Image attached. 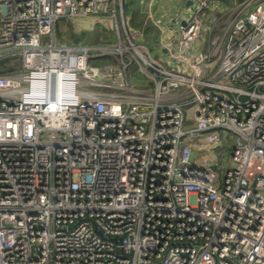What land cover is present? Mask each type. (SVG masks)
<instances>
[{"label": "built area", "instance_id": "built-area-1", "mask_svg": "<svg viewBox=\"0 0 264 264\" xmlns=\"http://www.w3.org/2000/svg\"><path fill=\"white\" fill-rule=\"evenodd\" d=\"M169 1L0 0V264H264V0Z\"/></svg>", "mask_w": 264, "mask_h": 264}, {"label": "rangeland", "instance_id": "rangeland-1", "mask_svg": "<svg viewBox=\"0 0 264 264\" xmlns=\"http://www.w3.org/2000/svg\"><path fill=\"white\" fill-rule=\"evenodd\" d=\"M125 1V0H123ZM131 1V0H130ZM136 1V0H135ZM168 8L175 10V15H177L178 11H182L188 14V9L184 6L177 5L175 0H171L168 3ZM165 6L163 7L162 16L165 17ZM124 15L126 17V24L128 27H132V35L136 31L140 29L141 22H143V12L138 9L130 8V5H124ZM140 17L141 22L137 23V18ZM183 17V16H182ZM114 24L111 19L108 18H97L91 16H76V17H60L55 22L54 27V36H55V44H68L71 43V37L75 34L84 32V37L78 43H103V45H108L106 39L109 38L111 43H114L116 40L114 34ZM96 40V41H95ZM134 43L142 42V39L136 37V39L132 38ZM158 37L155 36L152 41L156 42ZM77 43V44H78ZM150 53L158 58V50L153 43L147 45ZM224 154L226 158L227 154L219 147H215L212 149V155L215 158V162L210 166V169L213 172H217L219 168L224 166L223 161L225 159L221 158V155ZM211 158V156H210Z\"/></svg>", "mask_w": 264, "mask_h": 264}, {"label": "trees", "instance_id": "trees-1", "mask_svg": "<svg viewBox=\"0 0 264 264\" xmlns=\"http://www.w3.org/2000/svg\"><path fill=\"white\" fill-rule=\"evenodd\" d=\"M126 1H127V4L130 5V8L133 9L135 6V0H131V1L126 0ZM70 37H71V43L70 44H77L84 37V32L82 31L81 33L75 34L74 36H70ZM107 41L108 42L110 41L109 38L107 39ZM9 71H11V70H9ZM142 81H144L143 76H141L140 74H135L134 72H132L130 74V82L133 86L141 85Z\"/></svg>", "mask_w": 264, "mask_h": 264}, {"label": "water", "instance_id": "water-1", "mask_svg": "<svg viewBox=\"0 0 264 264\" xmlns=\"http://www.w3.org/2000/svg\"><path fill=\"white\" fill-rule=\"evenodd\" d=\"M185 4L188 5L189 4V1H186ZM124 5H126V1L124 2Z\"/></svg>", "mask_w": 264, "mask_h": 264}, {"label": "clouds", "instance_id": "clouds-1", "mask_svg": "<svg viewBox=\"0 0 264 264\" xmlns=\"http://www.w3.org/2000/svg\"><path fill=\"white\" fill-rule=\"evenodd\" d=\"M125 1H126V0H125ZM125 1H123V5H124V2H125ZM126 5H128V4H126ZM106 41H107V40H106ZM107 42H108V41H107ZM109 42H110V41H109ZM68 44H70V43H68Z\"/></svg>", "mask_w": 264, "mask_h": 264}, {"label": "crops", "instance_id": "crops-1", "mask_svg": "<svg viewBox=\"0 0 264 264\" xmlns=\"http://www.w3.org/2000/svg\"><path fill=\"white\" fill-rule=\"evenodd\" d=\"M126 4H127V1H126Z\"/></svg>", "mask_w": 264, "mask_h": 264}]
</instances>
